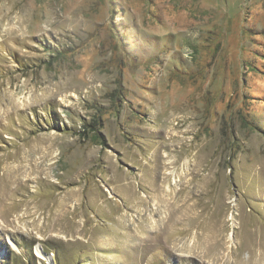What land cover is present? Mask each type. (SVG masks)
<instances>
[{"label": "rangeland", "instance_id": "rangeland-1", "mask_svg": "<svg viewBox=\"0 0 264 264\" xmlns=\"http://www.w3.org/2000/svg\"><path fill=\"white\" fill-rule=\"evenodd\" d=\"M0 264H264V0H0Z\"/></svg>", "mask_w": 264, "mask_h": 264}, {"label": "bare ground", "instance_id": "bare-ground-1", "mask_svg": "<svg viewBox=\"0 0 264 264\" xmlns=\"http://www.w3.org/2000/svg\"><path fill=\"white\" fill-rule=\"evenodd\" d=\"M164 157H168V154L166 153V154L164 155ZM170 161H171V160H170ZM168 162H169V161H168ZM185 173H186V172H185ZM166 174H167V173H166ZM26 175H27V174H26ZM185 176H186V175H185ZM32 178H33V177H32ZM180 182L183 183L182 181H180ZM180 182H179V183H180ZM183 184H184V183H183ZM169 186H170V185H169ZM172 187H173V186H172ZM166 197H167V196H166ZM160 201H163V202H164L165 200L162 199V200H160ZM155 203H156V202H155ZM167 203H168V200H167ZM156 207H157V209H158L159 207H160V209H161L162 205L159 204V205H157ZM176 208H177V207H176ZM176 208H175V209H176ZM157 209L155 210V212L159 214V211H160V210H157ZM173 209H174V208H173ZM179 209H180V208H179ZM181 210H182V209H181ZM149 214H150V213H149ZM182 216H183V215H182ZM182 216H181V217H182ZM150 218H151V217H150ZM183 218H184V217H183ZM177 220H178V219H177ZM147 225H148V224H147ZM36 254H37L40 258H43V256L45 257L44 252L41 250V248H39V247H37V246H36ZM46 259H48V261L51 262V259H50L49 257L46 256Z\"/></svg>", "mask_w": 264, "mask_h": 264}, {"label": "water", "instance_id": "water-1", "mask_svg": "<svg viewBox=\"0 0 264 264\" xmlns=\"http://www.w3.org/2000/svg\"><path fill=\"white\" fill-rule=\"evenodd\" d=\"M45 255V254H44ZM46 256V255H45ZM47 257H49L50 258V256H47Z\"/></svg>", "mask_w": 264, "mask_h": 264}]
</instances>
